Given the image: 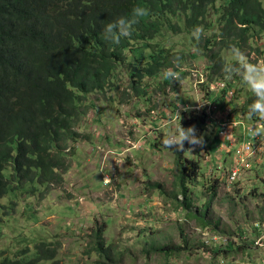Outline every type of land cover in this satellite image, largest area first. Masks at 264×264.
I'll return each mask as SVG.
<instances>
[{
  "label": "rangeland",
  "instance_id": "374dc122",
  "mask_svg": "<svg viewBox=\"0 0 264 264\" xmlns=\"http://www.w3.org/2000/svg\"><path fill=\"white\" fill-rule=\"evenodd\" d=\"M192 37L188 33L157 37L161 43L183 51L176 63L185 72H176L166 88L160 74L148 81L146 95L139 97L128 85L127 74H123L117 80L118 86L90 96L95 104L78 122L80 139L70 141L66 149L67 167L62 169V181L42 186L35 194L19 192L0 201V255L9 256L25 247L33 249L45 240L58 247L59 264H92L96 257L90 258L85 252L94 240V231L102 227L105 239L121 253L117 264H210L215 237H229L236 242L241 232L248 235L254 224L264 222L263 154L252 155L236 181L230 183L228 172H215L214 167L226 164L228 171L236 166L238 139L226 145L219 138L213 142L218 131L209 134L195 127L197 135L203 134L204 139L209 135L203 146L190 145L192 151L184 153L200 166L199 181L187 183L192 209L205 213L201 219L211 222L203 226L201 219L189 217V211L175 198L184 200L176 155L151 144L153 137L160 135L163 139L178 129L179 107L195 108L211 99L206 97L207 84L200 83L209 82V61ZM253 37L241 50L245 60H237L229 49H222L227 62H264V34L254 33ZM226 81L233 92L226 99L242 115L250 88L239 73ZM242 119L248 126L258 120L244 115ZM212 124L217 129V122ZM215 179L219 187L211 199L208 188ZM205 204H210L206 212ZM151 244L184 248L165 256L145 252ZM225 248L220 246L221 250ZM246 251L257 256L253 250ZM214 262L218 263V256Z\"/></svg>",
  "mask_w": 264,
  "mask_h": 264
},
{
  "label": "trees",
  "instance_id": "16d2710c",
  "mask_svg": "<svg viewBox=\"0 0 264 264\" xmlns=\"http://www.w3.org/2000/svg\"><path fill=\"white\" fill-rule=\"evenodd\" d=\"M137 6L147 9V14L132 25L130 35L120 37L118 43L105 40L104 24L120 16L130 18ZM195 26L201 29L198 35H193ZM167 33H188L193 39L195 36L197 46L202 47L209 61V82L218 77L225 82L224 67L237 63H228L222 49L230 50L235 45L243 50L253 40L254 33L264 34V1L0 0V201L19 192L35 194L42 186L62 181V169L67 167L66 149L70 141L80 139L78 122L95 104V99L90 97L93 93L118 86L117 80L127 74L130 88L143 97L148 81L163 76L164 69L185 72L176 63L183 51L157 40ZM170 79L173 78L163 77L164 88ZM225 84L221 91L207 86L206 97L211 98L208 101L221 109L232 106V114L246 125L242 115L247 116L255 95L249 90L242 115H238L235 105L226 99L232 85L227 81ZM178 113V128L198 126L209 134L214 130L220 132L212 124L214 121L208 119L205 107L202 110L179 107ZM251 119L260 118L253 115ZM241 130V126L234 130L237 139ZM218 132L213 142L217 138L221 140ZM206 136L205 143L209 141V135ZM163 139L157 135L151 144L166 148ZM189 146L185 141V151L170 150L176 155L184 200L175 198L189 211V217L203 219L205 213L194 211L192 197L188 196L187 182L191 181L192 185L200 179L198 162L184 156ZM218 167H214L215 172L225 170L229 179L231 169L226 171V164ZM218 182L215 179L208 188L211 199L217 195ZM209 205L205 204V212ZM202 219L203 226L211 225ZM107 242L102 227L94 231V240L85 252L90 258L96 257L92 264L118 263L121 253L112 242ZM218 245L215 241L214 250L209 252L210 264H216L214 259L221 253L243 251L249 255L246 246L236 249L230 243L221 250ZM183 248L151 244L144 251L170 256ZM57 257L58 247L40 240L33 249L25 247L9 256L0 255V264H59Z\"/></svg>",
  "mask_w": 264,
  "mask_h": 264
},
{
  "label": "built area",
  "instance_id": "2783aa9c",
  "mask_svg": "<svg viewBox=\"0 0 264 264\" xmlns=\"http://www.w3.org/2000/svg\"><path fill=\"white\" fill-rule=\"evenodd\" d=\"M204 82L207 83V86L211 90L215 91H221L222 88L226 87L225 82L221 79L212 82H207V80L200 81V83ZM228 94L232 95L230 91H228ZM196 107L195 108L198 110H202L204 107L206 108L208 119L217 122V127L220 130V137L230 143L236 141L237 136L234 130L239 126L242 127L241 137L238 136L239 146L234 154V163L236 166L229 173L230 183H233L236 181L241 167L248 165V159L252 155L257 154V157H259L260 154L264 155V139H262V137H264V132L260 133L257 130V128L264 129V120L258 119L253 126L245 125L233 115L234 113L232 114L233 109L231 107L221 109L217 104L209 102L208 100H206V104L201 105V103H199ZM214 240L218 241L220 246L226 248H228L230 243H233V247L236 249L246 246L248 250H253L257 253V256H251L252 254L249 251H247L249 255L246 253L247 256L243 255V251L228 255L221 253L218 255L217 264H264V222L254 224L251 233L248 235L245 234L236 240V242L229 237L221 236L215 237ZM240 255L241 257L238 258Z\"/></svg>",
  "mask_w": 264,
  "mask_h": 264
},
{
  "label": "clouds",
  "instance_id": "9594fccd",
  "mask_svg": "<svg viewBox=\"0 0 264 264\" xmlns=\"http://www.w3.org/2000/svg\"><path fill=\"white\" fill-rule=\"evenodd\" d=\"M146 14L147 9L137 6L133 8L130 18L120 16L104 24L102 29L104 39L118 43L120 37H128L130 35L132 25L137 22L139 17L145 16ZM200 30L199 26H195L193 35H198ZM230 52L237 60H245L244 53L237 46L231 45ZM223 70L227 78H230L233 73H239L242 80L255 95L256 98L248 106L249 111L247 116L251 118L253 115H256L264 120V62H257L255 64L245 62L239 65H226ZM176 75V72H174L172 68L163 70L164 78L174 79ZM177 115H179L178 111ZM185 141L193 147L203 146L204 136L203 134L197 135L194 126L184 128L180 125L177 130L171 131L169 135L162 140V143L169 150L181 151L184 150ZM187 150L191 152L192 148Z\"/></svg>",
  "mask_w": 264,
  "mask_h": 264
},
{
  "label": "bare ground",
  "instance_id": "6f19581e",
  "mask_svg": "<svg viewBox=\"0 0 264 264\" xmlns=\"http://www.w3.org/2000/svg\"><path fill=\"white\" fill-rule=\"evenodd\" d=\"M201 74H202V73H201ZM209 102H211V101H209ZM204 103H205V102H204ZM201 105H202V104H201ZM203 105H204V104H203ZM197 110H198V109H197ZM221 140H223V141L225 142V145L228 144V143H230L229 141H226V140H224V139H222V138H221ZM239 175H240V174H238V177H239ZM106 180H107V179H106ZM251 214H252V213H251Z\"/></svg>",
  "mask_w": 264,
  "mask_h": 264
},
{
  "label": "crops",
  "instance_id": "0c3cea01",
  "mask_svg": "<svg viewBox=\"0 0 264 264\" xmlns=\"http://www.w3.org/2000/svg\"><path fill=\"white\" fill-rule=\"evenodd\" d=\"M236 150H237V149H236ZM236 150H235V151H236Z\"/></svg>",
  "mask_w": 264,
  "mask_h": 264
}]
</instances>
